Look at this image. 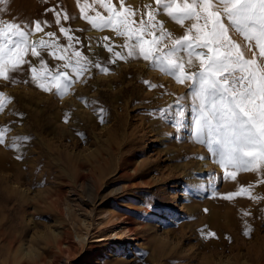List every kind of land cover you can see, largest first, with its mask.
Masks as SVG:
<instances>
[{"label": "rangeland", "instance_id": "374dc122", "mask_svg": "<svg viewBox=\"0 0 264 264\" xmlns=\"http://www.w3.org/2000/svg\"><path fill=\"white\" fill-rule=\"evenodd\" d=\"M47 8L68 13L61 23L80 38L76 47L110 72L93 68L63 98L0 79L11 101L0 112V129H7L0 145V264H264V183L251 172L223 179L224 170L191 137L189 89L142 59L109 64L97 42L113 34L80 19L76 0H8L0 19L48 20L44 32L66 44ZM163 19L174 35L183 34ZM44 60L49 68L62 63L47 54ZM177 97H187L180 132L173 126ZM249 185L259 200L239 193ZM209 232L215 237L206 238Z\"/></svg>", "mask_w": 264, "mask_h": 264}, {"label": "snow or ice", "instance_id": "6c2138e0", "mask_svg": "<svg viewBox=\"0 0 264 264\" xmlns=\"http://www.w3.org/2000/svg\"><path fill=\"white\" fill-rule=\"evenodd\" d=\"M7 2L0 0V4ZM76 5L80 19L93 30L113 34L97 42L110 54L109 64L142 59L189 89L194 114L191 137L224 170V180L235 181L237 174L251 172L260 178L258 183H264V0H151L142 6H133L132 0H76ZM49 12L66 44L60 43L56 32H44L51 27L48 20L17 23L0 19V79L12 84L30 82L46 93L55 90L63 98L93 68L101 74L110 69L76 47L80 38L61 23L71 19L66 11L45 9V15ZM164 17L183 29V34L169 31ZM37 33L43 35L37 38ZM116 38L123 43L116 44ZM45 54L62 63L49 68ZM25 72L30 77L23 81L13 75ZM145 83L150 89L157 87ZM186 98L176 99L173 126L177 132L185 126L180 104ZM6 101L11 102L0 92V112ZM6 132L0 129V145L5 143ZM251 187H241L239 193L259 200L250 194ZM245 229L243 234L250 237L251 226L245 224ZM215 235L209 232L206 238Z\"/></svg>", "mask_w": 264, "mask_h": 264}, {"label": "bare ground", "instance_id": "6f19581e", "mask_svg": "<svg viewBox=\"0 0 264 264\" xmlns=\"http://www.w3.org/2000/svg\"><path fill=\"white\" fill-rule=\"evenodd\" d=\"M90 170H91V169H90ZM187 191H188V190H184V192H183V196L186 195ZM222 197H224V195H223ZM223 201H225V200H223ZM226 201H227V200H226ZM227 202H228V201H227ZM231 202H232V201H231ZM223 203H224V202H223ZM232 203H233V202H232ZM240 203H241V202H240ZM227 204H228V203H226V205H227ZM220 205H223V204H220ZM237 205H238V204H237ZM243 205H244V204H243ZM223 206H224V205H223ZM240 211H241V209H240ZM256 211H257V210H256ZM248 212H249V211H248ZM248 212H247V213H248ZM258 212H259V211H258ZM256 213H257V212H256ZM256 213H255V214H256ZM199 216H200V214H199ZM199 216H198V217H199ZM256 216H257V215H256ZM198 217H197V219H198ZM200 221H201V220H200ZM194 225H195V224H194ZM194 225H193V226H194ZM1 226H2V225H1ZM191 226H192V225H191ZM195 227H196V226H195ZM192 228H193V227H192ZM0 230H1V228H0ZM193 232H194V231H193ZM2 234L4 235V233H2ZM1 237H2V236H1ZM8 243H10V241H9ZM11 243H12V242H11ZM11 245H12V244H11ZM24 254H25V253H24ZM258 257H259V256H258ZM258 257H257V258H258ZM259 259H260V258H259ZM262 263H263V262H262ZM242 264H250V263H249L248 261L245 260V262H243Z\"/></svg>", "mask_w": 264, "mask_h": 264}]
</instances>
